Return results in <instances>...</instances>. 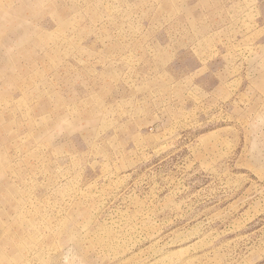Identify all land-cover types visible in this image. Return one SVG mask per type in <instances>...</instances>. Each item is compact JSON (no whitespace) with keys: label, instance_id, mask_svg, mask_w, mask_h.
Masks as SVG:
<instances>
[{"label":"rangeland","instance_id":"rangeland-1","mask_svg":"<svg viewBox=\"0 0 264 264\" xmlns=\"http://www.w3.org/2000/svg\"><path fill=\"white\" fill-rule=\"evenodd\" d=\"M0 264H264V0H0Z\"/></svg>","mask_w":264,"mask_h":264}]
</instances>
